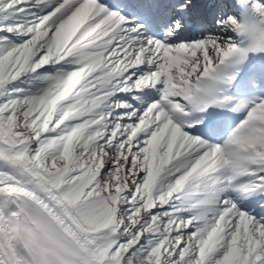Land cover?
<instances>
[{
	"label": "snow or ice",
	"instance_id": "1",
	"mask_svg": "<svg viewBox=\"0 0 264 264\" xmlns=\"http://www.w3.org/2000/svg\"><path fill=\"white\" fill-rule=\"evenodd\" d=\"M0 264H264V0H0Z\"/></svg>",
	"mask_w": 264,
	"mask_h": 264
}]
</instances>
